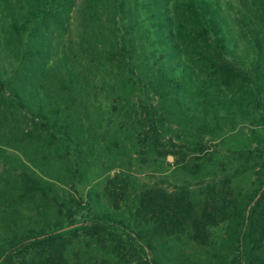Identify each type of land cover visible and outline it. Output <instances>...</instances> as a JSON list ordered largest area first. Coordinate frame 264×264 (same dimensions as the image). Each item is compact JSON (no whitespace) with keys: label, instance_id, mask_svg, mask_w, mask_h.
Masks as SVG:
<instances>
[{"label":"trees","instance_id":"obj_1","mask_svg":"<svg viewBox=\"0 0 264 264\" xmlns=\"http://www.w3.org/2000/svg\"><path fill=\"white\" fill-rule=\"evenodd\" d=\"M17 2L0 264H264V0Z\"/></svg>","mask_w":264,"mask_h":264},{"label":"rangeland","instance_id":"obj_2","mask_svg":"<svg viewBox=\"0 0 264 264\" xmlns=\"http://www.w3.org/2000/svg\"><path fill=\"white\" fill-rule=\"evenodd\" d=\"M8 5L7 7L3 5V3L0 1V13H3L4 15V22L5 25L8 23L7 14L8 12H11V15L19 16L24 13V8L20 3L17 2V0H7ZM223 9L225 10L226 14L228 15L230 22L232 26L234 27L235 31L239 33L238 27L235 25L234 17H236L238 14H245L253 17L254 12L257 11V9L261 8V4L263 0H220ZM6 51L10 53V57L14 51V43L12 40H9L7 42ZM13 60V58H10ZM8 60L3 61V64L7 63ZM12 62V61H11ZM6 66V64L4 65ZM9 66L7 65L6 68ZM173 160V159H172ZM172 162V161H170Z\"/></svg>","mask_w":264,"mask_h":264},{"label":"water","instance_id":"obj_3","mask_svg":"<svg viewBox=\"0 0 264 264\" xmlns=\"http://www.w3.org/2000/svg\"><path fill=\"white\" fill-rule=\"evenodd\" d=\"M168 161H172V157L171 156H168Z\"/></svg>","mask_w":264,"mask_h":264}]
</instances>
